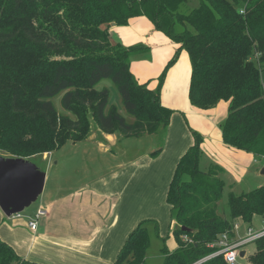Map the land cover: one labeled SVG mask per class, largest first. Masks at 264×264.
Masks as SVG:
<instances>
[{"label": "trees", "instance_id": "1", "mask_svg": "<svg viewBox=\"0 0 264 264\" xmlns=\"http://www.w3.org/2000/svg\"><path fill=\"white\" fill-rule=\"evenodd\" d=\"M0 0V153L29 161L89 133L88 114L104 134L122 139L164 135L172 110L160 101L167 71L185 51L190 62L188 99L201 110L227 103L220 125L224 146L264 160V0ZM145 17L178 47L157 78L154 90L138 84L132 57L145 48L110 40L109 29ZM110 80L128 122L109 105ZM61 95L59 113L52 99ZM192 145L180 156L165 201L170 223L165 237L155 220H143L129 233L113 264H146L150 229L162 243V264H197L215 252L222 235L233 240L234 221L264 218V185L228 193L229 219L217 213L224 170L200 169L202 135L191 131ZM162 146L152 152L156 156ZM185 228L186 231H183ZM172 236L175 248L168 250ZM183 237H186L184 241ZM250 264H264V236L254 242ZM0 264H37L22 259L0 239ZM199 264H226L222 256Z\"/></svg>", "mask_w": 264, "mask_h": 264}, {"label": "crops", "instance_id": "2", "mask_svg": "<svg viewBox=\"0 0 264 264\" xmlns=\"http://www.w3.org/2000/svg\"><path fill=\"white\" fill-rule=\"evenodd\" d=\"M113 34L116 42L111 39ZM109 36L113 43L145 48L134 55H140L138 59H131L130 71L138 84L147 83L154 90L158 76L178 46L156 31L145 17L131 19L127 26H110ZM190 73L188 55L181 51L167 71L160 92L161 104L173 113L159 154L153 157V151H141L118 159L114 149L122 140L119 134L100 130L88 133L83 141H95L105 161L114 163L108 172L77 195L48 199L51 201L44 208L47 214L37 220L35 230L28 223L27 232L16 225L9 228V234L0 233V239L32 263L113 264L139 222L157 221L159 234L165 237L170 223L166 191L177 161L192 145L191 131L202 135V156L207 155L213 164L229 170L233 181L234 175L242 176L247 166L238 160L243 163L254 158L222 143L220 125L227 115V103L220 101L208 110L193 107L188 99ZM48 157L45 154L43 160ZM170 238L174 241L172 236L166 241Z\"/></svg>", "mask_w": 264, "mask_h": 264}, {"label": "rangeland", "instance_id": "3", "mask_svg": "<svg viewBox=\"0 0 264 264\" xmlns=\"http://www.w3.org/2000/svg\"><path fill=\"white\" fill-rule=\"evenodd\" d=\"M197 5L198 0H189L187 4L180 7V12L184 13ZM116 38L117 36H115V34L111 37L113 42L117 41ZM139 57L140 55L136 57L133 56L132 60L135 61ZM148 58H150V56L146 57V59ZM262 84L264 87V80H262ZM102 88L108 90L109 105L116 106L119 113L124 116L128 122H132L133 119L125 112L113 83L110 80L104 79L95 87L96 90H101ZM60 98L61 95H58L52 99V102L59 113L65 114V111L60 106ZM88 121L89 133L99 131L90 114H88ZM163 140L164 135L162 134L146 135L140 138H125L121 140L114 151L118 155V159H121L125 154L131 156L133 152L155 151L159 146H163ZM45 154H49V157L48 159L43 160ZM0 155L7 157L5 154L0 153ZM104 158L105 156L99 153V147L95 141H83L78 143L66 142L62 147L50 153L31 156L29 162L33 163L40 171L45 173V183L42 193L33 204L20 213L21 219L14 217L7 218L0 210L1 235L5 236L6 234H9V228L16 225H20L24 231L27 232L29 229L28 221L34 219L39 206L45 208V204L51 201L48 199H53L56 195L57 197L70 196L71 194L77 195L79 191L84 189L85 186L94 179L107 173L111 164L113 165L114 163L106 162ZM241 161L242 160H238L240 164L247 166L246 172L242 176L234 175V181L229 170L223 169L225 187L222 199L218 203L217 213L224 219H229L227 207V197L229 192H232L234 195H239L264 185V174H261V171L264 170V160H251L250 162L243 163ZM210 164L213 163L210 161L209 157L203 155L200 161V169L206 170ZM21 222L22 224H20ZM234 226L236 227V230L234 229L235 237L243 238L246 235L248 228L253 232L262 230L264 228V218L255 216L252 223L249 225L241 220H235ZM149 229L151 233V242L150 248L147 252L146 264H162L163 257L160 253L162 243L154 236L151 225H149ZM165 246L168 250H172L175 247V243L170 238L165 242ZM241 251H243L245 255L242 258H237L236 264H250L248 257L255 252L254 243H249L243 246Z\"/></svg>", "mask_w": 264, "mask_h": 264}, {"label": "water", "instance_id": "4", "mask_svg": "<svg viewBox=\"0 0 264 264\" xmlns=\"http://www.w3.org/2000/svg\"><path fill=\"white\" fill-rule=\"evenodd\" d=\"M115 24H111L114 27ZM264 174V170L261 171ZM45 173L22 158L0 155V210L7 218L21 213L42 193ZM186 231L185 228H182ZM244 257V252L239 253Z\"/></svg>", "mask_w": 264, "mask_h": 264}, {"label": "built area", "instance_id": "5", "mask_svg": "<svg viewBox=\"0 0 264 264\" xmlns=\"http://www.w3.org/2000/svg\"><path fill=\"white\" fill-rule=\"evenodd\" d=\"M46 214H47L46 209L44 208L37 209L34 219H32L29 222V227L32 231L36 229L37 220L45 216ZM11 217L18 219L20 218V213L16 215H12ZM234 229L236 230L235 226ZM263 236H264V228L258 232H253L250 228H248L247 233L243 238L234 237L233 240H229L226 235H222L216 243L210 246V248L216 249L215 252L205 257L197 264L217 256H222L226 264H236L237 258H239V253L241 252V248L249 243H253L255 240ZM183 239L185 241L186 237H183Z\"/></svg>", "mask_w": 264, "mask_h": 264}]
</instances>
